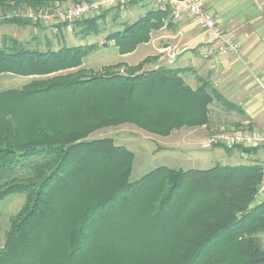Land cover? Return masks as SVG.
Returning a JSON list of instances; mask_svg holds the SVG:
<instances>
[{"label":"trees","instance_id":"obj_1","mask_svg":"<svg viewBox=\"0 0 264 264\" xmlns=\"http://www.w3.org/2000/svg\"><path fill=\"white\" fill-rule=\"evenodd\" d=\"M66 1L0 0V11ZM106 14L76 21L81 34L97 32ZM168 14L149 9L107 33L102 45L113 41L120 54L130 53ZM0 22L37 25L20 15ZM6 39L0 73L34 77L0 91V200L25 195L9 218L0 264H264L261 164L159 166L131 181L134 153L112 137L88 138L125 123L166 136L207 124L215 100L239 111L235 104L207 81L189 86L187 68H145L157 54L94 70L83 58L96 43L38 50Z\"/></svg>","mask_w":264,"mask_h":264},{"label":"crops","instance_id":"obj_2","mask_svg":"<svg viewBox=\"0 0 264 264\" xmlns=\"http://www.w3.org/2000/svg\"><path fill=\"white\" fill-rule=\"evenodd\" d=\"M68 2L71 1L67 0L64 3ZM153 2L154 0H133L130 2L123 10L118 12L121 24L124 26L125 23H131L144 15L149 9L157 8ZM203 2L205 8L213 14L222 29L238 41L240 45V54L238 56H218V62L211 67L209 60L203 59L194 48L196 45L205 44L206 37L200 26L183 7L181 8V18L179 20L173 19L171 9L166 7L169 9V14L165 24L160 29L151 31L149 41L144 44L153 43L157 52H162L160 55L158 54L159 58L155 64L158 62L163 63L155 66L166 65L188 68L196 75L195 79L191 76V82H188L182 76L189 86L195 88L199 84L196 80L207 81L211 89L239 108V111L231 109L226 112L221 110L222 106L220 104L222 103L217 101L219 106L214 103L216 112L226 114V116L235 114L230 117L236 119L240 125L250 124L264 131V91L260 85L262 83L264 86V0H203ZM4 26L7 25H4V23L0 25L2 42L5 38L2 33L5 30ZM12 28L14 29L11 34L6 35L18 40L17 33L20 32L19 29L31 30L33 36L37 33L44 34L47 31L54 36L60 30L65 35L69 26H57L53 30H46L39 25L15 24V27ZM66 40L67 38L64 37V41ZM64 41L61 42L60 46L67 45ZM53 42L56 43V41H52V45H54ZM110 43L113 44V41H110ZM44 45V50L49 48V41L45 40ZM60 46L56 48L51 46L50 48L58 49ZM0 47H3V43ZM169 50V54L173 53L174 57L168 56L167 52ZM163 51L166 53L163 54ZM0 77L7 78L13 82L18 81L21 86L26 83L22 81L31 76L0 73ZM195 138L191 141L205 144V139ZM226 157L229 159L230 165L259 163L262 165L264 173V146L258 145L257 148L248 152L234 149ZM262 200H264V178L256 196V202Z\"/></svg>","mask_w":264,"mask_h":264},{"label":"rangeland","instance_id":"obj_3","mask_svg":"<svg viewBox=\"0 0 264 264\" xmlns=\"http://www.w3.org/2000/svg\"><path fill=\"white\" fill-rule=\"evenodd\" d=\"M76 3L78 2H68L61 4L56 3L50 6L48 9L53 10L56 7L63 9ZM39 9L46 8L44 7ZM28 10H32V8L26 5H22L7 12L0 11V21L4 17L21 15L27 12ZM119 10L121 9L112 8L106 10L107 14L105 15V17L99 18L97 20V32L91 31L85 35L81 34L79 32L81 26L76 23V21H78L76 20L74 22L67 23L69 28L68 30H66L65 35H63L62 31L60 30L54 36L48 33V31L44 34L37 33V36H33L31 30L19 29L20 32L17 33V39L21 41V43H23L24 45L36 48L38 50L45 49V40L49 41L50 47L52 46L56 48L62 44L61 42L64 41V37H66L68 40L64 41L66 42L65 44L69 46L96 43L97 47L83 58V66L86 68H93L94 70H98L103 65L113 64L119 61H123L127 64L132 65L136 64L148 55H160L162 52L158 53L153 43L139 44L137 45L134 51L127 53L126 55L120 54L116 46L114 44H111L110 42H108L106 45H102L107 33L123 28V24H121V19L118 17ZM102 13H104V11L100 12L99 14ZM36 23L37 25L41 26L43 29L46 30H53L55 27L58 26V24H62L54 23L52 21H36ZM1 24L3 23L0 22V25ZM4 25H7L4 26L5 30L4 32H2L5 35V38L2 42L0 36V46H2V43L3 45L10 44L8 39H6L10 36H7L6 34H11L12 30L14 29L12 27H15V24L13 25L9 23H4ZM52 41H56V43L53 42L54 45H52ZM206 43L208 44V46L210 45V43ZM206 43L196 45L194 47L197 53L200 54L199 50L202 51V48H204L203 52L205 51L204 45H206ZM55 44H57V46H55ZM165 53L166 52L163 51V54ZM167 53L169 54L170 50ZM211 54H214V51H212ZM168 56H171L172 58L174 57V54L171 53ZM200 56L203 59L209 60L211 67H213L218 62V56L221 55H215L213 59H210L209 56L204 57L201 54ZM155 62H157V60ZM159 63L163 62H158L156 64ZM156 64H148L145 66V68H151ZM182 76H184L188 82L192 81L190 79L191 76L193 79L196 78V75L190 69L184 71L182 73ZM33 77L34 76H31L30 78H25L22 82L27 83ZM196 81H198L199 84L202 82L201 80ZM18 86H20V82H13L7 78L0 77V90ZM214 103L219 106L217 101H213L212 104H210L209 122L207 124L196 127H180L172 130L170 134L166 136H158L155 134H151L133 124L125 123L118 126L103 127L98 130H95L88 136V138H101L106 136L112 137L116 144L123 145L129 150H131L134 153L132 171L130 174L131 181L139 179L141 176H143L150 170L159 166H166L175 169H206L217 164L222 166H230V161L226 157V155H228V153L234 149L240 150L238 148L239 146L246 147L249 145L240 143H227L226 139L228 141L230 139H234L235 136L245 134L248 136H252L253 133L262 134L264 133V131L250 124H247L245 126L240 125L239 122L236 121V119L232 118L235 114H231L230 116L232 117H230L226 116V114L216 112V107L214 106ZM220 106H222L221 110L223 111L228 112L231 110V107H227L222 104H220ZM194 137L199 138L201 140L205 139V144L203 145L201 143L192 142L191 140H194ZM214 144L216 146H214ZM225 148H227L228 150H226ZM24 200L25 195L23 193H12L0 200V246L3 243L4 232L9 225V218L19 210V208L24 203ZM258 237L260 239V245L264 248V233L259 234Z\"/></svg>","mask_w":264,"mask_h":264},{"label":"built area","instance_id":"obj_4","mask_svg":"<svg viewBox=\"0 0 264 264\" xmlns=\"http://www.w3.org/2000/svg\"><path fill=\"white\" fill-rule=\"evenodd\" d=\"M133 0H82L67 8H54L53 10L38 9L28 10L20 16L36 21H52L54 23H70L76 20L91 18L98 15L100 12L119 8L124 9ZM154 6L157 8L171 9L173 19L179 20L181 18V8H185L188 14L195 20V22L202 29L208 43L204 45L205 51L199 50L204 57L213 59L215 55H234L240 54V45L230 34L225 32L217 23L213 14L205 8L203 0H154ZM214 51V54H211ZM263 91L264 86L260 83ZM264 94V93H263ZM264 103V95H263ZM231 140V141H230ZM227 143L246 144L249 146L262 145L264 146V133H253L252 136L238 135L234 139H230Z\"/></svg>","mask_w":264,"mask_h":264}]
</instances>
